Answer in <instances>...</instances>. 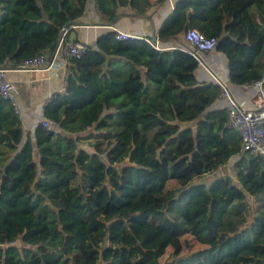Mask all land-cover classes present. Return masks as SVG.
<instances>
[{
    "label": "trees",
    "instance_id": "obj_1",
    "mask_svg": "<svg viewBox=\"0 0 264 264\" xmlns=\"http://www.w3.org/2000/svg\"><path fill=\"white\" fill-rule=\"evenodd\" d=\"M86 4L0 0V66L50 61ZM154 4L93 0L105 23ZM189 29L217 39L230 84L264 89V0H177L158 37ZM85 46L33 140L0 97V264H264V157L212 108L221 87L182 49L113 31ZM233 157L234 178L202 181Z\"/></svg>",
    "mask_w": 264,
    "mask_h": 264
},
{
    "label": "crops",
    "instance_id": "obj_2",
    "mask_svg": "<svg viewBox=\"0 0 264 264\" xmlns=\"http://www.w3.org/2000/svg\"><path fill=\"white\" fill-rule=\"evenodd\" d=\"M155 4L147 13L136 16L128 8H123L124 14L112 25L102 22L93 5V0H87L84 14L76 22L84 25L72 29L69 33V42L77 39L79 43L94 46L96 40L105 32H125L135 35L137 39L151 41L157 40L156 49L174 50L187 47L184 41V34L181 37L171 38L161 41L158 32L166 19L174 9L177 0H152ZM202 64L195 71L196 79L199 82L212 83L218 82L226 86L229 95L237 102L247 108H254L258 103V91L251 85L234 86L230 84L228 76L227 60L223 53L216 50L200 54ZM65 61H67L65 63ZM68 59L60 53L56 58L53 67L42 71H25L23 69H8L7 78L12 81L17 89L15 108L22 122L24 137L29 135L33 140V133L38 127L39 122L44 119V107L52 101L54 97L64 93L67 75ZM213 109H226V98L219 97L212 105ZM35 159L38 155L36 148L34 151ZM237 157L231 158L227 164L236 161ZM235 163V162H234ZM226 165V164H225ZM224 166V165H223ZM222 167V166H220ZM219 167V168H220ZM234 170V168H233ZM231 177V176H230Z\"/></svg>",
    "mask_w": 264,
    "mask_h": 264
},
{
    "label": "built area",
    "instance_id": "obj_3",
    "mask_svg": "<svg viewBox=\"0 0 264 264\" xmlns=\"http://www.w3.org/2000/svg\"><path fill=\"white\" fill-rule=\"evenodd\" d=\"M115 39L118 41H126L137 39V37L125 32H115ZM184 41L187 45L184 50L191 55L199 65L202 64L200 54L214 50L217 44L216 38L206 37L195 29H189L185 32ZM146 42L150 44V41L147 40ZM85 51V44L79 42H65L62 38L58 42L53 58L50 61L44 55H36L24 60L19 69L34 72L49 70L53 67L56 58H59L60 53L69 60L73 57H81ZM66 62L67 61H65V63ZM6 72L7 70L0 66V97L2 100L15 106L17 89L15 84L7 78ZM218 84L222 89L220 96L226 98V125L238 134L241 140L242 151L264 157V89L262 87V82L257 81L253 84L258 91V103L254 108H247L243 104L235 101L229 95L226 86L220 82H218ZM39 126L51 129L53 123L43 119L39 122Z\"/></svg>",
    "mask_w": 264,
    "mask_h": 264
},
{
    "label": "rangeland",
    "instance_id": "obj_4",
    "mask_svg": "<svg viewBox=\"0 0 264 264\" xmlns=\"http://www.w3.org/2000/svg\"><path fill=\"white\" fill-rule=\"evenodd\" d=\"M82 146H85V145L82 144ZM234 162L235 161H233V163L229 162L228 164H226L220 168H217L212 173L205 175L202 178V181L209 183L213 178L220 177V176H231L232 178H234L235 177V172L233 170ZM169 185L172 188L175 186V184L173 182H171Z\"/></svg>",
    "mask_w": 264,
    "mask_h": 264
},
{
    "label": "water",
    "instance_id": "obj_5",
    "mask_svg": "<svg viewBox=\"0 0 264 264\" xmlns=\"http://www.w3.org/2000/svg\"><path fill=\"white\" fill-rule=\"evenodd\" d=\"M115 21L116 20H114L113 22H111L110 24H103V25H105V26H109V25H112L113 23H115ZM82 25H84V24H82V23H79V22H72V23H70V25L68 26V27H65L64 28V32H68L69 30H71V29H73V28H75V27H78V26H82ZM150 44H151V46L152 47H156V44H157V40L154 38V39H152L151 41H150ZM39 126V125H38Z\"/></svg>",
    "mask_w": 264,
    "mask_h": 264
}]
</instances>
